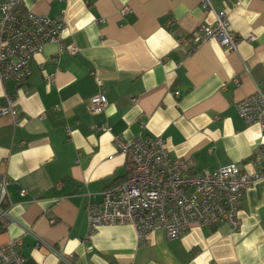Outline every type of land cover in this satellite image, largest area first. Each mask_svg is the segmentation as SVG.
I'll return each instance as SVG.
<instances>
[{"label": "crops", "instance_id": "0c3cea01", "mask_svg": "<svg viewBox=\"0 0 264 264\" xmlns=\"http://www.w3.org/2000/svg\"><path fill=\"white\" fill-rule=\"evenodd\" d=\"M200 1L23 0L65 18L61 53L45 45L21 86L0 79V106L12 97L18 120L0 115V208L10 218L0 246L19 239L23 264H60L54 251L73 264H264V177L242 198L238 231L192 225L176 240L157 230L142 244L130 225L88 230L87 205L127 176L115 138L161 137L170 156L193 159L194 174L230 164L264 173V129L235 109L264 82V0H210L231 31L255 39L234 51L211 40L190 54L191 33L215 22ZM97 81L106 108L92 115Z\"/></svg>", "mask_w": 264, "mask_h": 264}, {"label": "built area", "instance_id": "2783aa9c", "mask_svg": "<svg viewBox=\"0 0 264 264\" xmlns=\"http://www.w3.org/2000/svg\"><path fill=\"white\" fill-rule=\"evenodd\" d=\"M200 3L203 9L214 13L215 22L191 33L190 54L211 40L234 51L241 42L255 39L252 34L238 37L231 31L227 13L214 12L210 0ZM130 11L124 7L119 12L123 16ZM64 25V16L37 15L23 8V0L0 3V79L12 80L16 86H21L31 76L30 65L45 45L55 43L61 53ZM54 77L55 73L45 75L50 82ZM97 86V95L87 104L92 115H100L106 108L104 89L99 81ZM235 109L245 124H256L264 129V82L252 95L236 103ZM0 115H9L13 123L18 124L12 97H7L6 106H0ZM114 140L119 155L126 162L127 176L121 184L103 191L100 203L87 205L85 214L89 231L100 226L130 225L142 244L157 230L164 233L167 241L176 240L192 225L203 227L224 223L238 231L242 198L252 184L264 177V173H242L235 164L220 167L214 173L194 174L193 159L170 156L161 137H138L130 142ZM261 157V153H256L254 160L258 162ZM1 182L5 187V180ZM24 195L25 191L21 190L20 196ZM1 202H5L4 188ZM0 222L2 227L10 222L6 209L0 208ZM24 230L30 234L29 230ZM20 246L19 239L0 246V264H23ZM54 253L60 264H73V255L68 259Z\"/></svg>", "mask_w": 264, "mask_h": 264}]
</instances>
